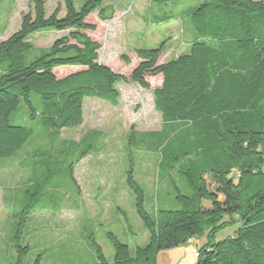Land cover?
Returning a JSON list of instances; mask_svg holds the SVG:
<instances>
[{"label":"trees","instance_id":"1","mask_svg":"<svg viewBox=\"0 0 264 264\" xmlns=\"http://www.w3.org/2000/svg\"><path fill=\"white\" fill-rule=\"evenodd\" d=\"M31 2L32 13L24 14L17 31L0 43V160L19 152L35 133L31 126L9 123L20 105L25 118L37 120L45 133H59L82 124L85 99L116 105L118 84L149 89L146 78L159 76L161 83L152 92L155 110L163 125L194 130L203 142L196 155L204 154L205 163L195 176L191 170L182 174L192 192L178 197L184 208H155L153 216L144 210L132 171L127 172L125 184L148 242L131 254L108 233L113 264H155L159 252L195 240L204 227L211 238L232 222L238 223L233 235L197 249L195 264H264V2L204 1L186 13L195 34L187 51L160 63L165 42L139 49V62L128 77L98 62L101 45L87 35L96 29L87 18L94 14L110 21L113 6L85 0L76 10L74 0H62L64 15L59 17L61 6L46 15L43 0ZM44 30L67 34L36 49L29 39ZM57 68L76 70L57 78ZM88 154L83 149L65 169L75 187L73 168ZM90 244L97 262L108 264L94 238ZM17 248L22 254L16 264H23L28 247Z\"/></svg>","mask_w":264,"mask_h":264},{"label":"rangeland","instance_id":"2","mask_svg":"<svg viewBox=\"0 0 264 264\" xmlns=\"http://www.w3.org/2000/svg\"><path fill=\"white\" fill-rule=\"evenodd\" d=\"M43 1L46 15L57 6H61L59 17L64 15L62 0ZM83 1L74 0L76 10ZM102 1L113 6L114 17L101 22L90 15L87 21L96 29L87 35L101 45L98 62L128 77L139 62V49H155L165 42L160 63L185 53L195 38L186 13L207 0ZM32 11L31 0H2L0 43L17 31L22 16ZM66 34L44 30L29 42L36 49H46ZM75 70L57 68L54 74L61 78ZM146 80L149 89L135 83L118 84L116 105L85 99L82 124L59 133H45L37 120H27L23 105L9 117L11 125H28L35 133L19 152L0 160V264L17 263L22 254L17 246L28 247L21 257L23 264L37 260L38 264H99L91 238L106 262L113 264L108 233L128 246L131 254L136 247H144L148 233L125 184L128 171L143 192V207L150 216L155 208H184L178 197H190L192 192L182 174L191 170L195 176L204 167L205 155H196L203 142L189 127L179 130L177 124L163 125L152 95L161 78ZM83 149L89 154L73 168L75 187L65 169ZM237 228L238 223H229L209 238V229L204 227L195 240L159 252L155 264H195L193 249L220 242Z\"/></svg>","mask_w":264,"mask_h":264},{"label":"built area","instance_id":"3","mask_svg":"<svg viewBox=\"0 0 264 264\" xmlns=\"http://www.w3.org/2000/svg\"><path fill=\"white\" fill-rule=\"evenodd\" d=\"M191 241H192V240H190L189 242H191ZM192 253H193V255H194L195 257H198V251H197L196 248L192 250Z\"/></svg>","mask_w":264,"mask_h":264}]
</instances>
